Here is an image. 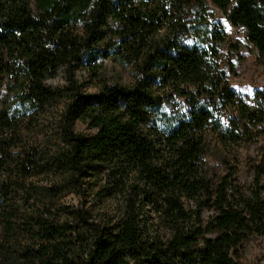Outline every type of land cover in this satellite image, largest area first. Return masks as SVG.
<instances>
[{
  "label": "trees",
  "instance_id": "obj_1",
  "mask_svg": "<svg viewBox=\"0 0 264 264\" xmlns=\"http://www.w3.org/2000/svg\"><path fill=\"white\" fill-rule=\"evenodd\" d=\"M216 10L264 60V0H0V74L17 98L0 108V264H240L245 244L264 234V152L247 191L233 185L228 158L212 180L205 157L209 136L234 158L258 139L264 92L251 104L230 86ZM108 58L133 67L130 85L105 82L98 61ZM75 66L97 92L73 76L46 85ZM173 91L184 108L169 106ZM58 101L59 141L21 144L22 119ZM77 121L93 133L76 131ZM43 175L52 180L34 184ZM87 186L115 199L117 214L97 220L58 201Z\"/></svg>",
  "mask_w": 264,
  "mask_h": 264
},
{
  "label": "rangeland",
  "instance_id": "obj_2",
  "mask_svg": "<svg viewBox=\"0 0 264 264\" xmlns=\"http://www.w3.org/2000/svg\"><path fill=\"white\" fill-rule=\"evenodd\" d=\"M215 18L221 22L226 34L225 41L217 47V51L220 54L221 66L226 72L229 84L238 94L254 104L258 99L259 92H264V60L259 57L256 48L247 39L246 31L243 28L231 25L217 10ZM5 62V57L0 58V65ZM98 67L106 83L130 85L133 82V67L130 64L108 58L99 60ZM71 76L83 92H97V82L83 66H75L71 70L58 68L53 75L45 80V83L54 88H63L69 85ZM6 84V77L0 74V108L17 105V98L5 89ZM167 94H170L171 97L169 106H172L175 110L184 108V100L181 96L174 91L167 92ZM64 106V101H58L46 106L43 110H34L30 113V118L22 119L19 135L20 143H24L25 146H43V144H46L47 148L57 143L60 137ZM74 128L84 135L93 133V129L82 121H77ZM262 128V134L256 141L246 144L238 150L237 158H234V151L223 153L222 149L215 144L214 137L209 136L210 146L205 158L208 161L207 168L212 180L227 173L226 164H224L221 157V154H223L225 158L229 159V164L236 167L237 170L232 178L233 185L238 184L244 191L248 190L253 179L251 164L264 152V123ZM51 180L52 177L48 175L32 179L34 184L50 182ZM94 192V187L89 189L87 186L84 195L66 192L58 201L74 207L84 206L97 220L116 215V200H97ZM21 196H16V199L19 203H24V198ZM184 202L187 208L194 205L192 201L184 200ZM26 204L28 206L30 202ZM211 213L212 210L203 209V219L206 220ZM153 222L155 225L151 226V229L156 230L161 226L157 224L155 219H153ZM240 264H264V234L251 238L245 244L244 256Z\"/></svg>",
  "mask_w": 264,
  "mask_h": 264
}]
</instances>
